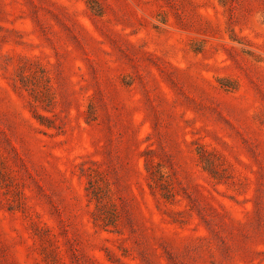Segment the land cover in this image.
<instances>
[{
    "label": "rangeland",
    "instance_id": "1",
    "mask_svg": "<svg viewBox=\"0 0 264 264\" xmlns=\"http://www.w3.org/2000/svg\"><path fill=\"white\" fill-rule=\"evenodd\" d=\"M0 264H264V0H0Z\"/></svg>",
    "mask_w": 264,
    "mask_h": 264
}]
</instances>
